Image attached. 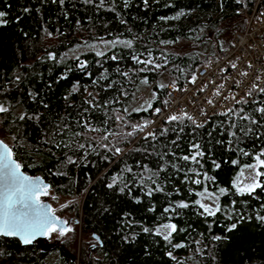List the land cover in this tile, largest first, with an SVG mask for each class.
Masks as SVG:
<instances>
[{"label": "trees", "instance_id": "16d2710c", "mask_svg": "<svg viewBox=\"0 0 264 264\" xmlns=\"http://www.w3.org/2000/svg\"><path fill=\"white\" fill-rule=\"evenodd\" d=\"M256 7L264 8V0H148L147 6L143 0H0L5 13L0 18V105L8 109L0 113V138L24 171L42 175L57 195L73 200L63 209L70 215L68 225L79 222L83 234L94 239L81 243L77 255L73 231L48 250L59 255L47 262L48 252L38 243L0 236V264H264V223L257 219L264 216V189L240 195L233 186L243 166L255 163L264 149V114L256 111L264 107V93L242 100L227 115L212 113L202 127L187 117L166 121L153 129L155 136H140L134 127L150 121L166 101L170 84L158 82L162 68L181 87L198 65L231 45L232 35L247 22L245 11ZM179 13L177 19H161ZM100 37L133 43L130 48L116 44L100 56L95 50L66 56L82 38ZM179 41L191 43L192 50L167 48ZM133 57L162 67L153 70ZM145 79L153 88L152 107L126 109ZM84 122L97 131L86 130ZM193 144L204 152L199 164L180 159L192 155ZM116 147L127 150L118 156ZM197 178L200 185L192 182ZM157 187L163 190L146 195ZM205 187L217 194L228 189L219 196L221 211L214 217L202 215L195 204L201 198L196 193ZM41 198L46 201L48 195ZM181 202L189 207L165 212ZM52 208L61 215V209ZM240 216L244 219L238 222ZM167 223L177 225L170 243L156 234ZM233 223L237 227L227 231Z\"/></svg>", "mask_w": 264, "mask_h": 264}, {"label": "snow or ice", "instance_id": "6c2138e0", "mask_svg": "<svg viewBox=\"0 0 264 264\" xmlns=\"http://www.w3.org/2000/svg\"><path fill=\"white\" fill-rule=\"evenodd\" d=\"M145 6L148 4V0H143ZM240 0H237V3H239ZM61 3H63V0H61ZM27 11V9L25 10ZM179 15H183V13H179L177 16L173 17H161V19H177L179 18ZM264 15V13H262ZM5 13L0 12V18L4 17ZM0 23H4L3 20H0ZM49 35H51L49 33ZM115 43H122L127 47H131L133 41L132 40H125V41H116L112 42ZM161 43H171L161 41ZM97 55H103L101 52H97ZM150 55V53H149ZM50 58L54 57L50 54ZM113 60H116L117 57L113 56ZM134 60L137 61V63H143L146 66L151 65L153 70L159 69L162 67L161 64H156L152 59L147 60H140L139 57H133ZM165 63H167V60H165ZM81 69L85 68V63H81L79 65ZM231 67L235 68L236 65L232 64ZM141 71H144V69H141ZM127 75V74H125ZM242 75H247V73H242ZM196 76L193 75L191 79V83H195ZM144 83H147V79L143 81ZM160 87H163L161 85ZM223 87V85H221ZM258 85L253 84V88H257ZM203 90V89H201ZM73 92L77 91V87L74 86L72 89ZM259 91L261 93H264V88H259ZM219 94V92L215 93ZM248 95H251V92L248 93ZM235 99V97H233ZM244 103H247V101H243ZM167 103V102H165ZM208 103H212L211 100L208 101ZM237 103H241V101H237ZM46 106V105H45ZM151 103L148 104V108H151ZM147 110V109H143ZM160 109H155L156 113H159ZM232 109H229L228 112H232ZM242 111V110H241ZM256 111L264 114V107L257 108ZM8 112V109L4 107L3 105H0V113ZM227 115V113H224ZM184 117H187L189 120H193L191 116H188L187 113H184L183 116H177L172 115L169 116L167 119L168 121H177L182 120ZM32 118V117H29ZM38 118V117H37ZM19 119L23 120L25 119L24 115H21ZM117 119H120V117H117ZM241 119H248L247 116H242ZM194 122V121H193ZM252 124H257L258 121L252 120ZM147 126V122L145 125L140 126H134L135 128H139L141 131L143 130V127ZM197 127H202V125H196ZM235 127V125H232ZM83 127L86 130L89 131H97V129L91 128V126L88 124V122L83 123ZM166 131V130H165ZM75 135H82L81 133H75ZM128 135H131V133H128ZM149 136H155V133H149ZM235 133H233V136ZM15 138V137H13ZM107 136L102 137V139H107ZM147 137H145L146 139ZM59 147L60 145H56ZM67 146V145H66ZM78 147L80 149L85 148V145L79 144ZM104 147H107V145H104ZM192 149L194 150L192 155H185L181 157L180 159H183L184 161H192L196 164L200 163V160L198 158L204 156V152L200 149L199 144H193ZM122 150L119 147L115 148V153L119 154ZM244 155H248L249 153L244 152ZM14 153L12 148L5 143L3 140H0V236L4 237H18L20 241L25 244H31L34 240H36L38 237H49L51 233H58L60 237L65 236L67 233L74 231L73 228H71L68 225V221H61L59 217L55 215L54 210L50 205H46L41 202L42 196H47L49 194V188L50 186L43 182V180L39 177H31L29 175H26L24 172L21 171L22 165L13 158ZM261 157H264V149H261L260 153L256 154L255 156V163L251 165H247L246 167L249 169H252L253 176L251 178L250 183H245L242 186L236 182H234V188L236 193L240 195H251L253 194L256 189H264V184L260 182V177L264 176V172L260 171L259 169L261 167H264V159ZM69 163H76L75 160H72L71 157H68ZM233 164H236L237 161H232ZM214 168H219L220 164L213 161ZM173 167H176L173 165ZM131 171V169H129ZM192 171V170H190ZM204 178L206 180H214V177H208L207 173H204ZM196 176H200V172H196ZM187 178V177H186ZM194 184L200 185L202 183V180L197 178L192 181ZM115 184V181L113 183L109 184L108 187L112 188ZM163 189L160 187H157L155 189H149L146 192V195L152 196L154 191H162ZM121 192L124 191V188L120 189ZM228 193V189L226 188H219L218 194L217 193H209L207 187L204 188L203 192L196 193L198 196L202 198H207L211 201H213V204H205L202 202L201 199H197L195 201V204L199 206V208L203 209L202 215L211 216L214 217L218 212L221 211V207L218 203L219 196L225 195ZM55 199V197H53ZM137 202H139L137 200ZM62 207H67V205H62ZM189 204L185 202H181L176 204L174 207L172 205L169 206V208L165 209V212L168 211H174L175 208H188ZM230 218V217H229ZM244 219L243 216H240L238 219L239 221H242ZM257 219L264 223V216H257ZM237 227V223L231 224L230 227H228L226 230L231 232ZM144 232H149L150 229L144 228ZM177 231V225L174 223H167L162 226L161 228H158L156 231V234L162 235V238L167 241L171 242V237L173 233ZM181 231H184L181 229ZM97 239H99L97 237ZM129 238L125 237V240L127 241ZM134 239V237L132 238ZM214 240H220L222 237L216 236L213 237ZM183 244H175L173 247L180 248L184 247ZM169 257H172V253H167ZM173 259H175L173 257Z\"/></svg>", "mask_w": 264, "mask_h": 264}, {"label": "built area", "instance_id": "2783aa9c", "mask_svg": "<svg viewBox=\"0 0 264 264\" xmlns=\"http://www.w3.org/2000/svg\"><path fill=\"white\" fill-rule=\"evenodd\" d=\"M264 8L245 11L247 22L244 29L237 30L231 45L219 52V56L198 65L193 75L179 87L170 86L166 101L157 105L159 113L153 111L150 121H144L140 136L152 133L172 115L187 113L198 124H204L212 113H224L232 109L237 101L253 98L264 88ZM235 64L236 67H231ZM247 75H242V73ZM253 84L258 85L253 88ZM223 85V87H221ZM203 89V90H201ZM219 92V94H215ZM251 92V95L248 93ZM235 97V99H233ZM211 100L212 103H208ZM167 102V103H165ZM169 122V121H168ZM139 129V128H138Z\"/></svg>", "mask_w": 264, "mask_h": 264}, {"label": "rangeland", "instance_id": "374dc122", "mask_svg": "<svg viewBox=\"0 0 264 264\" xmlns=\"http://www.w3.org/2000/svg\"><path fill=\"white\" fill-rule=\"evenodd\" d=\"M53 40H54L53 38L52 39L49 38V42H52ZM80 41L82 42V44H80L78 47L75 46V47L69 49L65 53L66 56H69V57H73L76 55L78 56L79 53H82L86 50H95V51L103 53V51L109 50L110 48L114 47L116 44H122V43L113 44L112 42L125 41V39L115 38V40H114V39H108L105 37H103V38L100 37V38H95L93 40H90V42H85L86 39H83V38ZM190 45H191V43H189V42L179 41V43L167 45V48L171 49L172 51L179 53L181 50H186V49L192 50ZM158 82L167 83V84L169 83L170 84L169 87L171 85L172 86L177 85V82L174 81L172 78V74H171L170 70L166 69V68H162ZM152 89L153 88H152V85L150 83H144V82L141 83L137 87V89L134 90V92L132 94L133 97H132L131 103H129L127 105L126 109L131 111V110H136V109H140V108L144 109L145 107H147L148 104L150 103V101L152 100L153 96H154ZM123 128H124V130H122L121 132H126L125 127H123ZM125 150H127V147ZM124 151L122 150L117 155L119 156ZM252 164H254V163H252ZM248 165H251V164H248ZM252 176H253L252 169H249L246 166H243V168L240 170V172L236 175L235 180H236V183H238L242 186L245 183H250ZM53 197H55V199H53ZM47 199L52 203V205H53L52 207L56 208V210L61 209V212H60L61 215L60 216H64L65 220L70 217L68 212H66V210H63L66 207H62V205L69 206L73 202V200H70V198L68 196L63 195V194L57 195V193H55L52 189H50ZM200 199L205 204H213V201H211L207 198L201 197ZM162 226H161V229H162ZM70 227L73 228L75 233H76L77 243H76L75 247H76L77 255H79V247H80L81 243H83V242L86 243V241L87 242L91 241V243H89V244H92L94 242V239L92 237H90L89 234H87V233L85 235L83 234L82 226L79 225V222L76 224L72 223ZM72 232L67 233L68 236L66 234L63 237H60L58 235V233H51V235L48 238H50L51 242H54V241L55 242H57V241L61 242L63 239H67V237H69V235L72 236ZM70 249H71V247H70ZM58 255H59V252L57 250L56 251L51 250V252H48V257H46V261L47 262L52 261L56 257H58Z\"/></svg>", "mask_w": 264, "mask_h": 264}, {"label": "water", "instance_id": "95a60500", "mask_svg": "<svg viewBox=\"0 0 264 264\" xmlns=\"http://www.w3.org/2000/svg\"><path fill=\"white\" fill-rule=\"evenodd\" d=\"M0 140H3V139H1L0 138ZM4 141V140H3ZM5 142V141H4ZM5 143H7V142H5ZM8 144V143H7ZM14 153V152H13ZM14 159H16L15 158V156L13 157ZM17 160V159H16ZM22 165V164H21ZM21 171L22 172H24L26 175H29V176H31V177H39V178H41L42 180H43V182L44 183H46V184H48L49 186H50V184L46 181V179H44V177L42 176V175H39V174H37V175H30L29 173H27L26 171H24L23 170V167L21 168ZM50 189V188H49ZM41 202L42 203H44V204H46V205H50L51 207L53 206L52 205V203L49 201V200H44V199H42L41 198ZM53 209V208H52ZM55 215L57 216V217H59L60 219H61V221H65V219H64V217H61V216H58V214L57 213H55ZM67 226H69V225H67ZM18 240H20L18 237H16ZM22 243V242H21ZM35 243H38V245L41 247V249L42 250H44V251H46V252H48V250H50L51 248H53L56 244H57V242H51L50 240H49V238L48 237H38L36 240H34L31 244H35ZM23 244V243H22ZM25 245V244H24ZM4 264H10V263H4ZM11 264H13V263H11Z\"/></svg>", "mask_w": 264, "mask_h": 264}, {"label": "bare ground", "instance_id": "6f19581e", "mask_svg": "<svg viewBox=\"0 0 264 264\" xmlns=\"http://www.w3.org/2000/svg\"><path fill=\"white\" fill-rule=\"evenodd\" d=\"M167 94V93H166ZM168 95V94H167ZM166 98H167V96H166ZM140 126H141V124H139ZM138 129V128H137Z\"/></svg>", "mask_w": 264, "mask_h": 264}, {"label": "flooded vegetation", "instance_id": "af4514ba", "mask_svg": "<svg viewBox=\"0 0 264 264\" xmlns=\"http://www.w3.org/2000/svg\"><path fill=\"white\" fill-rule=\"evenodd\" d=\"M49 240H50V238H49ZM55 242V241H54Z\"/></svg>", "mask_w": 264, "mask_h": 264}]
</instances>
